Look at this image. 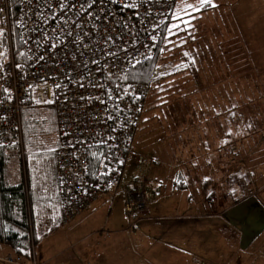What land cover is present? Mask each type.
Returning a JSON list of instances; mask_svg holds the SVG:
<instances>
[{
    "label": "rangeland",
    "instance_id": "rangeland-1",
    "mask_svg": "<svg viewBox=\"0 0 264 264\" xmlns=\"http://www.w3.org/2000/svg\"><path fill=\"white\" fill-rule=\"evenodd\" d=\"M175 18L173 27L180 28L166 33L159 60L166 64L167 77L148 90L121 182L115 193L104 195L108 207L57 226L58 207H45L42 212H50L54 220L40 213L32 264L48 259L51 264H117L115 245L124 246L123 264H163L157 240L127 254L139 218L132 225L125 217L123 193L138 185L152 195L154 184L172 186L174 172L191 183L186 192L197 188L202 196L201 205L188 208L203 219L218 217L202 222V243L197 245L201 258L180 255L168 264H264V0H211L203 6L200 0H177ZM3 38L6 41L0 30V64L5 61ZM181 57L192 61L189 69L184 67L188 72L175 71ZM54 141L53 134L39 136L35 153L53 151ZM49 167L51 157L34 160V174L41 182ZM19 176L14 153L9 181L16 183ZM251 194L244 216L254 217L251 223L237 224L230 214L224 215ZM151 199L146 196L141 217ZM123 230L129 234L117 243L111 234ZM145 246H151L146 256ZM85 247L95 249L94 256L82 250ZM0 253L13 255L9 250Z\"/></svg>",
    "mask_w": 264,
    "mask_h": 264
},
{
    "label": "built area",
    "instance_id": "built-area-1",
    "mask_svg": "<svg viewBox=\"0 0 264 264\" xmlns=\"http://www.w3.org/2000/svg\"><path fill=\"white\" fill-rule=\"evenodd\" d=\"M15 6L22 56L11 39ZM174 7L175 0H0L8 39L0 64V150L13 149L23 167L22 113L53 114L61 224L119 186L148 90L118 79L152 59ZM123 196L134 225L148 194L132 185ZM0 264L24 262L0 253Z\"/></svg>",
    "mask_w": 264,
    "mask_h": 264
},
{
    "label": "trees",
    "instance_id": "trees-1",
    "mask_svg": "<svg viewBox=\"0 0 264 264\" xmlns=\"http://www.w3.org/2000/svg\"><path fill=\"white\" fill-rule=\"evenodd\" d=\"M15 2L16 0H9L11 5H15ZM176 2L177 0H175V7L172 14L169 16L168 23L162 30V36L159 39L152 59L126 72L118 79L119 84L127 87L145 86L147 90H150L151 87L156 88L157 84L167 77V69L164 68L166 64L164 66L160 65L159 60L163 56V43L166 33L170 28V31H175L177 28H180V26L173 27V24L177 21L175 18ZM205 10L207 9L204 8L202 11L204 12ZM16 16L17 8L15 6L11 12V39L15 53L22 56L23 48L13 24ZM3 33L6 35L4 31ZM2 41L4 47H6V60L8 53L7 36L6 41L4 38ZM166 57H168V54ZM188 59L189 58L185 59V57H181L179 59L181 63L174 67L175 71L188 72L187 70H184L185 65L189 69V65L192 63V61H190V59L188 61ZM146 96L143 99V108L133 137L132 145L138 131V126L141 122ZM42 111H46L48 114L46 116H41L40 112ZM22 129L25 158L23 167L20 160L17 159L20 167L18 182L11 183L8 178L9 165L12 154L14 155V150H0V247L5 246L14 256L22 258L24 264H32L34 259L31 246L33 247V245H36L37 243L38 236L36 225L43 209L48 206H57L58 214L55 219V225H63L60 222V207L57 199L58 191L55 185L54 175L55 141L52 145L53 151L50 150L45 153H35L40 146L39 136L55 135L56 133L53 114L49 110H26L22 113ZM42 156H46L47 158L51 157V168L49 167V174L44 182H41V177L37 178L34 174V160L36 158L42 159ZM173 184L177 189L180 188L182 190L186 188L185 181L183 178L179 177V175L175 176ZM140 217L141 216H138L136 219Z\"/></svg>",
    "mask_w": 264,
    "mask_h": 264
},
{
    "label": "crops",
    "instance_id": "crops-1",
    "mask_svg": "<svg viewBox=\"0 0 264 264\" xmlns=\"http://www.w3.org/2000/svg\"><path fill=\"white\" fill-rule=\"evenodd\" d=\"M175 176L176 173L174 172L170 179V185L172 186L169 188H167L165 185H160L157 182V184H154V187L152 188V195L148 194V199L152 197V199H157V201L155 202L151 199L152 202L149 201L147 214L144 217H140L138 219L134 228V232L132 233L133 235L132 237H129V246H126L127 254H133L137 249H140L142 247L139 246L140 244H150L152 241L157 240L160 241L162 245L163 264L170 263L172 259L177 258L180 255L188 256L191 259H197V257L201 258V256H197V252H199L197 251V245L202 243V222L204 219L215 220L218 215L209 216L203 219L200 214H197L196 210L192 208L189 209L188 207L196 206L197 203L201 205L202 203L200 202L202 201V196L197 190H195L197 188H194L191 192H186L191 188V183L188 181V183H186L185 179L184 181L186 183V188L182 190L180 188V190L177 189L173 184ZM106 197L107 196H102L96 203L86 209L83 214L75 217L72 221L77 218H85L89 215L91 217L93 214H97V211L103 213L105 208L108 207V199ZM253 198L254 196L251 194L250 196L245 197V199L242 201L233 204L224 211V215L226 216L230 214V217H234L236 219L234 220L237 224L239 222L243 223L244 221H246L248 224L251 223L252 221L249 219L251 218L253 220L254 217L246 218L244 216L250 207L248 200ZM237 207H240L239 212L236 215H233L232 212ZM55 211L57 217L58 209L56 208ZM42 213L48 217L49 221L54 220L52 219L53 215H51L50 218V212L44 211ZM128 232L129 231L127 230H123L120 233H113L111 235H113L115 240L118 241L117 243H121V240L124 238L123 235H127ZM145 247L146 251L143 252V254L146 256L149 254L147 252L151 246ZM114 248L117 252V264H123L124 246L121 247V245H115ZM82 250H85L88 255L93 254L94 256L95 254V249L92 248L87 249V247H85V249ZM104 250L105 249H103L100 253H104ZM7 251L8 249L5 246L0 247V252ZM39 252L37 254H39ZM93 256H91L90 259H92ZM36 258L38 259V257ZM49 260L51 259L40 261L36 264H51V262H47ZM130 262L131 264H136L139 263V260H134V262L133 260H130Z\"/></svg>",
    "mask_w": 264,
    "mask_h": 264
},
{
    "label": "snow or ice",
    "instance_id": "snow-or-ice-1",
    "mask_svg": "<svg viewBox=\"0 0 264 264\" xmlns=\"http://www.w3.org/2000/svg\"><path fill=\"white\" fill-rule=\"evenodd\" d=\"M200 3H201V6H203L205 4H210L211 3V0H200Z\"/></svg>",
    "mask_w": 264,
    "mask_h": 264
}]
</instances>
